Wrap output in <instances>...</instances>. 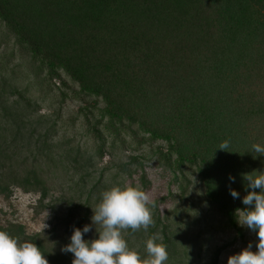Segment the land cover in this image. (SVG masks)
<instances>
[{"label":"trees","instance_id":"obj_1","mask_svg":"<svg viewBox=\"0 0 264 264\" xmlns=\"http://www.w3.org/2000/svg\"><path fill=\"white\" fill-rule=\"evenodd\" d=\"M0 21L49 75L64 72L102 101L106 132L126 123L145 141L167 143L176 166L196 169L209 202L236 228L247 194L241 174L264 171V157L251 152L264 146V0H0ZM224 141L229 152L218 149ZM3 145L0 196L19 187L44 198L41 175L11 170ZM0 231L35 243L48 264H72L63 246L22 225Z\"/></svg>","mask_w":264,"mask_h":264},{"label":"rangeland","instance_id":"obj_2","mask_svg":"<svg viewBox=\"0 0 264 264\" xmlns=\"http://www.w3.org/2000/svg\"><path fill=\"white\" fill-rule=\"evenodd\" d=\"M103 107L64 72L51 76L33 62L0 21V143L11 170H36L46 195L13 187L10 196H0L1 225H22L60 249L73 228L91 224L102 192L131 186L149 194L155 222L146 231H122L142 258L151 233L158 243L167 239L168 264H227L250 243L257 250L255 233L237 222L232 228L212 206L195 168H178L167 143L145 141L126 123L109 134ZM84 238H97L95 228Z\"/></svg>","mask_w":264,"mask_h":264},{"label":"clouds","instance_id":"obj_3","mask_svg":"<svg viewBox=\"0 0 264 264\" xmlns=\"http://www.w3.org/2000/svg\"><path fill=\"white\" fill-rule=\"evenodd\" d=\"M229 147V142L224 141L218 149L226 151ZM251 152L257 154L255 158L264 157V146L253 144ZM241 178L247 194L242 198L244 208L236 210L235 218L240 227L256 234L257 250L253 252L250 243L229 256L227 264H264V171L243 173ZM229 181L235 183L236 178L229 176ZM229 191L234 199H240L239 192L231 188ZM150 204L149 194L135 187L115 186L102 192L95 209L91 208V224L73 228L69 243L61 251L72 254V264H168L167 247L158 243L156 236L146 242L148 256L142 258L129 248L122 235L123 230L134 233L155 226ZM93 228L97 238L86 240L85 235ZM0 264H48V260L35 243H21L8 232L0 231Z\"/></svg>","mask_w":264,"mask_h":264}]
</instances>
